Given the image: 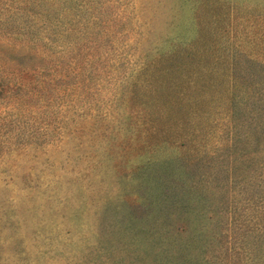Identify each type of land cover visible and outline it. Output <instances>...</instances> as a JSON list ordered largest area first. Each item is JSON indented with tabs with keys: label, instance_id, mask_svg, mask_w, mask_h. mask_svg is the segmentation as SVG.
I'll use <instances>...</instances> for the list:
<instances>
[{
	"label": "rangeland",
	"instance_id": "374dc122",
	"mask_svg": "<svg viewBox=\"0 0 264 264\" xmlns=\"http://www.w3.org/2000/svg\"><path fill=\"white\" fill-rule=\"evenodd\" d=\"M0 83V264H264V0H0Z\"/></svg>",
	"mask_w": 264,
	"mask_h": 264
},
{
	"label": "trees",
	"instance_id": "16d2710c",
	"mask_svg": "<svg viewBox=\"0 0 264 264\" xmlns=\"http://www.w3.org/2000/svg\"><path fill=\"white\" fill-rule=\"evenodd\" d=\"M177 52L178 50H176L175 53H173L172 55L162 58L160 62L154 63L155 65L158 66V69H155L157 66H150L146 70L149 72L153 70L148 74V80H149L148 82H150L149 84L150 90L154 94L156 93L155 95L157 96V99L160 102V106H163V109L165 110V112H167V114H174L177 116L179 115L180 117H184V115L188 113V111L185 109L186 108L185 106L187 105L188 107L189 105H191V100L187 99L184 101L185 92H182V94L176 93V90L175 92H173V88L190 84L191 79H189L190 77L188 76V73L183 74V71L187 70L185 69V67L188 64L192 63L193 58H191L190 61L180 62L176 57L179 54ZM204 72L205 74H199L196 78L192 80H194V82H197V80L199 79L209 80V75L211 74V71L209 72L204 71ZM232 86H233V81H232ZM231 90H232L230 93L231 94L230 100H232L231 109L235 110L236 107L239 106L238 104L241 103V100L238 98L237 90L233 89V87ZM201 91L202 92L199 97V100H196L195 104L200 105V108H203L204 106L201 105H206L207 99L204 97L202 98V95L204 94L207 96V94L205 88H201ZM263 109H264V101L261 103V108L259 110L262 114L260 115V118H264V113H262ZM235 123L236 120H234V124ZM232 127H233L232 130H234L235 126L232 125ZM171 137L173 136L171 134H168V136L164 138V141H166L167 143L172 142ZM183 138L185 139V136H183Z\"/></svg>",
	"mask_w": 264,
	"mask_h": 264
}]
</instances>
